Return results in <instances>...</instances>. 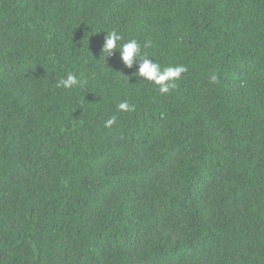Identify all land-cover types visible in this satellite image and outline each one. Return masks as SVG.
Listing matches in <instances>:
<instances>
[{"label":"trees","instance_id":"obj_1","mask_svg":"<svg viewBox=\"0 0 264 264\" xmlns=\"http://www.w3.org/2000/svg\"><path fill=\"white\" fill-rule=\"evenodd\" d=\"M0 264H264V0H0Z\"/></svg>","mask_w":264,"mask_h":264},{"label":"clouds","instance_id":"obj_2","mask_svg":"<svg viewBox=\"0 0 264 264\" xmlns=\"http://www.w3.org/2000/svg\"><path fill=\"white\" fill-rule=\"evenodd\" d=\"M123 37L116 31L107 33L102 46V53H104V59L111 57L114 52L118 51L119 57L122 63L129 69H131L137 61H139L138 71L133 75L143 78L145 81L151 82L158 86V91L162 95H167L172 89L177 87L176 81L181 78V75L187 71L183 64L175 66L161 67L156 61L153 62L149 59L148 55L142 51L151 47V41H145L143 46L136 40L130 39L126 42H122ZM211 82L217 81V76L213 74ZM86 83L81 79H78L75 74H67L65 78H61L57 81L56 87L71 89L74 86L82 85ZM117 108L122 112L134 111L135 106L130 105L127 101H121L118 103ZM116 123V117L111 116L105 121V127H112Z\"/></svg>","mask_w":264,"mask_h":264}]
</instances>
